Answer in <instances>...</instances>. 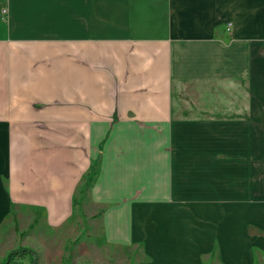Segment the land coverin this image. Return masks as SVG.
<instances>
[{
  "label": "crops",
  "instance_id": "obj_1",
  "mask_svg": "<svg viewBox=\"0 0 264 264\" xmlns=\"http://www.w3.org/2000/svg\"><path fill=\"white\" fill-rule=\"evenodd\" d=\"M16 214L88 216L92 263L264 264V0H0V255Z\"/></svg>",
  "mask_w": 264,
  "mask_h": 264
},
{
  "label": "rangeland",
  "instance_id": "obj_2",
  "mask_svg": "<svg viewBox=\"0 0 264 264\" xmlns=\"http://www.w3.org/2000/svg\"><path fill=\"white\" fill-rule=\"evenodd\" d=\"M2 13L7 16L8 11L3 10ZM17 223L16 233L17 239L14 244L8 248L6 254L4 256V252L0 255V264L8 257V255L20 248L32 249L36 252L38 257L39 264H99L101 260H110L108 256L109 251H111V256L114 258L115 262L117 259L123 256L122 253L115 249H96L93 253L94 259L97 262H90L88 257H86V253L89 250V247L86 246L87 241L86 238V229H87V217L84 216L83 227L80 226L79 232L78 230H72V225H68L65 231L55 233L48 230H42L39 232L37 229L41 228V220L38 217H33L31 222H27L29 227L27 230L22 231L19 227L21 225L19 216L16 214L15 216ZM56 237L58 238L56 240ZM101 247L100 244H96ZM95 249V247H94ZM258 252V251H257ZM128 261L125 264H136L137 258H141V252L139 249H135L133 252H129ZM132 254V255H131ZM7 260V259H6ZM211 257L207 258L206 264H218L216 262H210ZM103 262L100 264H109L108 262ZM5 261L3 264H5ZM17 264H29V259H25L23 261H18ZM117 264V263H116Z\"/></svg>",
  "mask_w": 264,
  "mask_h": 264
},
{
  "label": "trees",
  "instance_id": "obj_3",
  "mask_svg": "<svg viewBox=\"0 0 264 264\" xmlns=\"http://www.w3.org/2000/svg\"><path fill=\"white\" fill-rule=\"evenodd\" d=\"M29 259V264H39L38 257L34 250L20 248L11 252L7 257V262L5 264H17L18 261H23Z\"/></svg>",
  "mask_w": 264,
  "mask_h": 264
},
{
  "label": "built area",
  "instance_id": "obj_4",
  "mask_svg": "<svg viewBox=\"0 0 264 264\" xmlns=\"http://www.w3.org/2000/svg\"><path fill=\"white\" fill-rule=\"evenodd\" d=\"M231 26V24L229 25V27Z\"/></svg>",
  "mask_w": 264,
  "mask_h": 264
}]
</instances>
